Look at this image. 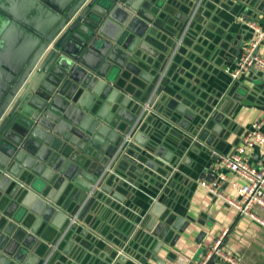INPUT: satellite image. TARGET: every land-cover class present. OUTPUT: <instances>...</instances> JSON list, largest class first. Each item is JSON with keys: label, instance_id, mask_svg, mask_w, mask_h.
<instances>
[{"label": "water", "instance_id": "water-1", "mask_svg": "<svg viewBox=\"0 0 264 264\" xmlns=\"http://www.w3.org/2000/svg\"><path fill=\"white\" fill-rule=\"evenodd\" d=\"M242 2L264 14V0H0V264H50L97 235L108 243L104 264L161 263L160 247L174 244L192 219L154 197L140 216L124 208V197L135 179L166 194L181 179L175 167L185 145H209L220 134L227 120L215 110L221 93L208 96L203 81L212 58L201 55L200 37L196 44L190 37L201 16L238 14ZM252 14H241L242 27ZM251 36L249 29L238 36L226 57L239 56ZM185 47L203 58L190 52L183 60ZM178 64L182 88L162 99L160 81ZM250 70L264 81L262 71ZM150 111L187 132L182 146L166 125L146 136ZM96 200L122 213V239L90 223ZM135 227L143 243L128 249L123 241Z\"/></svg>", "mask_w": 264, "mask_h": 264}, {"label": "crops", "instance_id": "crops-1", "mask_svg": "<svg viewBox=\"0 0 264 264\" xmlns=\"http://www.w3.org/2000/svg\"><path fill=\"white\" fill-rule=\"evenodd\" d=\"M241 5L242 8L237 10L238 14L234 15L224 9H221L217 13L212 9L209 17L201 16V20L195 22V25L199 29L198 35L190 37L192 44H196L195 41L200 37L196 46L200 50L201 55H210L212 58L208 60L212 66V72L208 73L206 80L203 81L208 96L212 95V91H219L221 93L215 110L223 112L225 115L223 120H227L221 122V126L217 125V131L220 134L212 137L209 145L200 141L198 142L199 145L193 150H190V147L185 145L182 156L184 159L180 160L179 164L175 167L179 171L181 179L177 180L174 187H170L166 194H161L158 197V195L153 194L150 189L139 184L138 180L135 179L136 184L132 185L136 188L135 191L127 189V194L124 197V208L128 209V206L131 205L129 211L135 214L139 213L138 215L140 216H143L149 207L148 199L154 197L155 200L162 201L166 208H170L175 214L184 217L189 215L192 219L189 222L187 230L180 234V237L174 244L171 245L169 242H165L160 247L157 256L161 263L150 260L148 263L187 264L188 261H191L197 264L214 239L225 232L222 246L226 251L235 255L240 264H264V229L248 218L238 215L227 203L209 193L198 183L201 179L210 176V174L216 177L218 173L223 171L227 173L228 181L237 179V176L232 172L218 165L217 155L230 153L240 143L243 131L254 121L264 119V81H260V74L249 69L233 81L224 71V67L232 66L236 58H227V54L231 57V49L236 48V43L239 41L238 38L244 37L249 29L242 27L244 20L241 14H244L245 10L249 9L256 12V14H252L255 19L260 20V18H264V14L254 9V7L249 6L245 2H242ZM181 26L182 23L179 22L176 29L180 30ZM190 52L194 54L195 58L199 56L203 58L200 54L192 52L191 48L187 47L186 51L182 53L183 60H188L187 56ZM257 52L264 58V44L258 46ZM170 74L171 76L169 77L163 76V79L160 81L163 86L161 91L162 99L164 95L167 98L174 95L176 93V86L182 88L181 85L176 83V80L181 78L180 65L178 64ZM185 80L187 81V78ZM139 81L141 80L137 82ZM133 84L135 85V83ZM137 89L135 88V90ZM162 101L159 100L156 103L159 104L161 102L162 104ZM150 112L152 117L145 128L146 132L148 131L146 136L148 138L154 137V132H156L154 127L157 124H161V126L166 125L169 126L170 130H175L180 135V137L175 136L176 143L174 141L171 142L182 146L183 142L181 139L187 138V132L176 128L160 114L154 111ZM190 125L192 126V123ZM157 132L164 135V132L161 130H157ZM130 142L132 143V139H130ZM263 156L264 144L256 146L248 152L249 162L253 165L260 164ZM112 183L114 184L115 182L113 181ZM222 189L229 195H234V191L228 182L222 184ZM95 203L92 208L95 212H89L90 215H88L90 223H95V220H98L96 223L98 224V229L108 226L104 231L107 236H111L117 239V241L122 239L123 232L116 228L119 225L122 213L116 212L114 208H110L105 202H101L100 200H96ZM115 203L117 204V202ZM102 215L110 217L109 219L113 223H108V220H105ZM95 230L97 229L95 228ZM114 230L118 234H115ZM202 231L204 232L202 239L196 240L197 235ZM139 232V229L135 227L131 233L125 236L127 238L123 241L125 247L129 249V246H131L132 249H135V247L137 248L143 243L141 236L135 237ZM46 233H48L47 237L50 240L55 237V232L52 229H46ZM74 234L76 233L74 232ZM92 238L93 242L91 244L87 242L88 248L81 250L82 246L80 242L76 243L68 254H64L63 250L59 251V256L56 259L53 258L50 264H104L101 255H107L108 251L106 247L108 243L103 237L98 235L97 237L92 236ZM64 244L62 248L63 246L65 247L66 244ZM74 248L76 249L74 250ZM60 256L62 257L60 258ZM211 264L223 263L214 260Z\"/></svg>", "mask_w": 264, "mask_h": 264}, {"label": "built area", "instance_id": "built-area-1", "mask_svg": "<svg viewBox=\"0 0 264 264\" xmlns=\"http://www.w3.org/2000/svg\"><path fill=\"white\" fill-rule=\"evenodd\" d=\"M252 36L244 43L239 56L232 66H225L224 71L235 80L250 68H256L264 73V58L257 52L260 44H264V18L246 21ZM264 119L251 123L242 133L240 143L227 154H216L217 163L225 170L232 172L237 179L228 181L225 171L218 173L213 180L201 179L198 183L209 193L220 198L234 209L238 215L246 217L264 229V156L258 165L249 162L248 152L264 144ZM130 134L126 142L130 141ZM228 182L234 191L229 195L222 189V184ZM225 232L217 236L204 256L197 264H211L214 260L223 264H240L238 258L226 251L223 244ZM151 264V263H146Z\"/></svg>", "mask_w": 264, "mask_h": 264}]
</instances>
